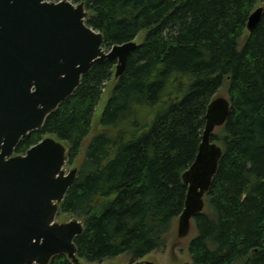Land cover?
<instances>
[{
    "label": "trees",
    "instance_id": "1",
    "mask_svg": "<svg viewBox=\"0 0 264 264\" xmlns=\"http://www.w3.org/2000/svg\"><path fill=\"white\" fill-rule=\"evenodd\" d=\"M72 1H85L88 23L107 46L139 43L122 75L116 60L95 64L15 147L25 153L47 135L68 147L79 172L61 214L84 221L78 254L135 261L165 246L185 205L183 173L198 152L207 107L227 87L229 114L213 134L223 155L188 250L194 264H264V8L247 31L264 0ZM49 264L73 263L58 254Z\"/></svg>",
    "mask_w": 264,
    "mask_h": 264
},
{
    "label": "water",
    "instance_id": "2",
    "mask_svg": "<svg viewBox=\"0 0 264 264\" xmlns=\"http://www.w3.org/2000/svg\"><path fill=\"white\" fill-rule=\"evenodd\" d=\"M262 12V5L252 12L247 31ZM137 44L131 39L108 47L103 32L88 23L84 1L0 0V264H48L62 253L83 264L75 242L83 221H55L79 172L78 166L65 167L67 146L48 135L24 154L15 147L44 125L96 63L117 60L116 76L123 74ZM229 110L230 100L222 95L206 110L197 155L183 173L188 191L179 236L188 234L192 218L204 209L223 155L212 134Z\"/></svg>",
    "mask_w": 264,
    "mask_h": 264
},
{
    "label": "rangeland",
    "instance_id": "3",
    "mask_svg": "<svg viewBox=\"0 0 264 264\" xmlns=\"http://www.w3.org/2000/svg\"><path fill=\"white\" fill-rule=\"evenodd\" d=\"M217 95H223V96L228 97L229 92H228L227 87H223L222 90L219 91ZM103 101L104 99L102 100V103ZM221 127L222 126L216 127L215 133H219L221 130ZM93 135L94 133L91 132L88 136L84 138L83 144H82V155L85 149L87 148L90 140L92 139ZM217 142L220 143L219 140H217ZM73 165L74 163L72 164L67 163L66 167L69 170ZM74 216L75 214L73 213L63 212L62 214L60 213L57 216V219L58 220H69ZM177 226H178V219L176 220L174 224L173 230L168 235L167 243L165 244V246H163L159 250H155L152 253L148 254L149 256L147 258H151V257L155 258L156 260H158L157 262H159V264H194L191 259L189 250H188V244H189L190 239L196 233L195 221L192 222V226H191L189 234L184 237L178 236ZM171 255H173L174 259H176L173 261V263L171 262ZM130 263H131V257L126 253L105 259L102 262H90L86 260L83 261V264H130Z\"/></svg>",
    "mask_w": 264,
    "mask_h": 264
}]
</instances>
